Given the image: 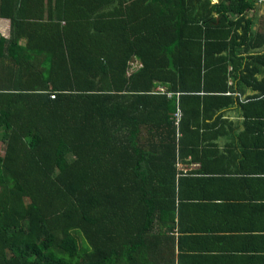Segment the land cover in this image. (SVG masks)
<instances>
[{
    "label": "trees",
    "instance_id": "trees-1",
    "mask_svg": "<svg viewBox=\"0 0 264 264\" xmlns=\"http://www.w3.org/2000/svg\"><path fill=\"white\" fill-rule=\"evenodd\" d=\"M253 8L0 0L10 24L0 35V264H151L153 225L174 206L172 161L204 139L198 127L234 87L255 91L236 97L237 139L261 145L264 50L251 49L264 22L252 29Z\"/></svg>",
    "mask_w": 264,
    "mask_h": 264
},
{
    "label": "crops",
    "instance_id": "crops-1",
    "mask_svg": "<svg viewBox=\"0 0 264 264\" xmlns=\"http://www.w3.org/2000/svg\"><path fill=\"white\" fill-rule=\"evenodd\" d=\"M249 13L256 30L259 19L264 22V0H254ZM3 25L0 35L8 37L9 20L0 17V29ZM251 50H264V43ZM233 90L226 92L233 102L204 118L208 127H198L204 139L185 141L172 161L176 183L179 178L174 206L164 222L153 225L158 235L151 264H264V133H259V148L249 137L237 139L244 116L236 97L255 91L249 86ZM219 113L221 123L213 124Z\"/></svg>",
    "mask_w": 264,
    "mask_h": 264
},
{
    "label": "built area",
    "instance_id": "built-area-1",
    "mask_svg": "<svg viewBox=\"0 0 264 264\" xmlns=\"http://www.w3.org/2000/svg\"><path fill=\"white\" fill-rule=\"evenodd\" d=\"M159 91H160V92H165L164 87H160V88H159ZM165 94H166L167 96H171V95H172L171 92H166ZM50 97H51V98L54 97V93H53V92L50 93ZM174 114H175V116H176V120H178V119H179V116H180V112H179V111H176Z\"/></svg>",
    "mask_w": 264,
    "mask_h": 264
},
{
    "label": "rangeland",
    "instance_id": "rangeland-1",
    "mask_svg": "<svg viewBox=\"0 0 264 264\" xmlns=\"http://www.w3.org/2000/svg\"><path fill=\"white\" fill-rule=\"evenodd\" d=\"M213 2H215L216 0H212ZM2 27V26H1ZM5 29V26L3 25L2 29H0V32H2V30ZM2 152L1 148H0V153ZM79 240L81 241L82 239L79 238Z\"/></svg>",
    "mask_w": 264,
    "mask_h": 264
}]
</instances>
